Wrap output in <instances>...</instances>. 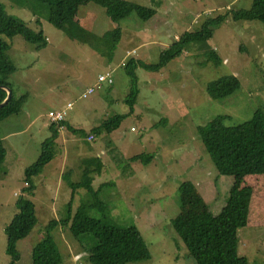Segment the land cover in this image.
I'll return each instance as SVG.
<instances>
[{
  "label": "rangeland",
  "instance_id": "374dc122",
  "mask_svg": "<svg viewBox=\"0 0 264 264\" xmlns=\"http://www.w3.org/2000/svg\"><path fill=\"white\" fill-rule=\"evenodd\" d=\"M126 1L151 8L156 14L144 21L133 13L114 22L104 8L92 2L77 4L75 22L96 36L121 28V38L110 47L73 40L54 27L44 12L34 16L0 0L8 14L42 32L47 40L45 46L38 47L22 36H3L11 45L8 55L17 68L10 82L15 93L26 95L27 100L20 114L0 126L3 136L10 135L0 179V264L12 262L5 230L19 212L21 199L34 203L38 222L30 235L18 242L20 257L15 264H33V250L48 233L57 243L62 264H90L68 227L47 229L51 222L66 217L73 192L70 183L82 180V164L89 153L101 154L106 149L100 157L103 171L93 175V187L115 184L104 188L101 199L112 209L116 223L139 229L150 250L149 260L131 264H197L172 220L205 211L218 215L229 199L237 179L218 172L198 127L218 116H225L224 125L233 127L251 120L257 110L264 111V24L234 21L232 17V11L250 9L253 0ZM219 16H226V20L215 28L209 44L219 54L221 64L214 65L202 50L190 47L159 70L137 65L139 95L131 113L126 103L131 88L127 62L133 59L138 64L157 65L160 53L175 40ZM111 71L114 83L98 86V77ZM230 75L239 79L240 89L227 98L211 99L207 86ZM92 86L95 93L81 98ZM69 103L74 107L56 139L55 157L32 178L31 195L25 172L39 159L44 142L51 136L49 112L63 110ZM117 116H124L121 126L110 134H90L97 138L92 143L69 129L89 132ZM238 181L243 187H253L255 195L264 199L256 189L259 181L264 182V174H250ZM184 183L193 184L192 192L180 191ZM86 200L87 191L76 190L74 206ZM89 215L101 216L98 211ZM263 221L264 212L258 220L250 214L248 224L238 233V253L248 258L249 264H264Z\"/></svg>",
  "mask_w": 264,
  "mask_h": 264
},
{
  "label": "trees",
  "instance_id": "16d2710c",
  "mask_svg": "<svg viewBox=\"0 0 264 264\" xmlns=\"http://www.w3.org/2000/svg\"><path fill=\"white\" fill-rule=\"evenodd\" d=\"M8 1L15 6L29 10L34 16L44 12L47 14L48 21L57 29L65 32L71 39L94 46L102 43L113 47L121 38L122 30L118 27L99 37L84 29L75 22L78 3L88 1L104 8L108 17L114 22H120L133 13L144 21L156 14V11L151 8L126 0ZM232 17L234 21H259L264 24V0H253L250 9L232 11ZM225 20L226 16L209 19L200 30L186 32L160 53V61L157 65L138 64L133 59L129 60L126 69L130 77L131 88L126 103L131 113L134 112L139 95L138 77L135 71L137 65L148 70H159L183 55L190 47H196L204 52L208 61L219 66L221 58L210 46L209 41L213 37L215 28ZM3 36L8 39L22 36L26 41L38 47L47 44L42 32H36L24 22L15 19L8 14L4 4H0V104L8 96L2 86L9 87L13 91L11 101L0 109V126L10 117L20 114L27 100L26 95L18 96L15 93L10 82L17 68L8 55L11 45ZM240 87L239 79L230 75L211 82L206 91L211 99L217 101L233 95ZM123 119L124 116H117L104 120L89 132L73 127L69 129L75 135L85 138L90 134L95 136L102 133L110 134L121 126ZM224 120L225 116H218L206 125L199 126L198 133L218 172L237 179L229 192L225 207L218 215L205 211L192 214L188 218L180 215L172 220L173 228L197 264H249L248 258L238 253V233L248 224L253 192L249 186H241L238 179L250 174H264V111L257 110L251 120L233 127L225 126ZM65 123L63 121L51 124V136L44 142L42 154L25 172L26 187L31 195L34 190L31 180L40 175L46 165L54 159L56 139ZM111 151L114 153L113 149ZM6 156L7 149L0 127V179L3 176L2 166ZM103 167L100 158H90L83 163L82 180L78 183H70L73 192L68 203L66 217L60 221L51 222L47 227L48 232L59 225L68 227L88 254L90 264H131L149 260L151 253L139 229L135 226L122 227L116 223L112 218V209L100 197L105 187L115 186V184L104 183L98 189L93 187V175H100ZM82 188L87 191V200L75 207L76 190ZM192 190V183H184L180 187L182 193L192 192ZM18 208L19 212L5 230L8 237L7 253L11 257V264H15L20 257L17 250L18 242L28 237L38 222L35 205L31 200L21 199L18 202ZM91 211L100 212V218L90 216ZM32 261L33 264H62L61 252L49 233L47 239L34 248Z\"/></svg>",
  "mask_w": 264,
  "mask_h": 264
},
{
  "label": "built area",
  "instance_id": "2783aa9c",
  "mask_svg": "<svg viewBox=\"0 0 264 264\" xmlns=\"http://www.w3.org/2000/svg\"><path fill=\"white\" fill-rule=\"evenodd\" d=\"M131 54H132L131 52L128 53L129 56ZM104 83H107L109 85H112L114 83L113 71H111L110 73H107V74H101L98 77L97 85L99 86V85H102ZM95 91H96L95 86L89 87L86 90V92H84L83 94H81V98L85 99L88 96L94 94ZM73 107H74V103H69V104H67V106L63 110H60V111H51L49 113V117L51 119V122L57 124V123H61V122L65 121V118L68 115V112L70 110H72ZM87 141H89V142L95 141V136L89 135L87 137Z\"/></svg>",
  "mask_w": 264,
  "mask_h": 264
},
{
  "label": "crops",
  "instance_id": "0c3cea01",
  "mask_svg": "<svg viewBox=\"0 0 264 264\" xmlns=\"http://www.w3.org/2000/svg\"><path fill=\"white\" fill-rule=\"evenodd\" d=\"M52 111H54V110H52ZM57 111V110H56ZM51 112V111H50ZM49 112V113H50ZM4 126V124H2V127ZM62 129L63 128H61L60 130H59V132H61L62 131ZM2 135V134H1ZM9 134L8 135H6V136H3L2 135V139H3V141H4V145H5V142H6V140L9 138ZM12 136V135H11ZM97 138H95V140H96ZM88 142V141H87ZM90 143H92V142H90ZM106 152V149L105 150H101V154H94V153H89L90 154V157H87V159H85V161L86 160H88V159H90V158H100L102 155H104V154H106L105 153ZM101 159V158H100ZM83 165V164H82ZM47 166V165H46ZM68 174H69V172H68ZM70 174H71V172H70ZM62 178L64 179L65 178V173H63V176H62ZM251 189H252V192H253V197H252V200H253V203H251V206H253V210L251 209V207H250V209H251V212H250V214H251V216H253V219L255 218V220H258V219H260V217H261V212H264V210L262 209V206H263V204H264V199H262V198H260L258 195H260V194H256L255 195V191H254V189H253V187H250ZM256 189L258 190V192L260 193V192H262V194H263V197H264V182H261V181H259L258 182V186L256 187ZM258 196V197H257ZM250 214H249V216H250ZM249 220V219H248ZM264 222V221H263ZM247 236H248V234H247Z\"/></svg>",
  "mask_w": 264,
  "mask_h": 264
},
{
  "label": "water",
  "instance_id": "95a60500",
  "mask_svg": "<svg viewBox=\"0 0 264 264\" xmlns=\"http://www.w3.org/2000/svg\"><path fill=\"white\" fill-rule=\"evenodd\" d=\"M2 88H4L7 91L8 96H7V99L2 104H0V109L5 107L9 103L12 99V96H13V91L11 88L5 87V86H2Z\"/></svg>",
  "mask_w": 264,
  "mask_h": 264
}]
</instances>
